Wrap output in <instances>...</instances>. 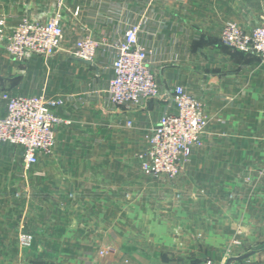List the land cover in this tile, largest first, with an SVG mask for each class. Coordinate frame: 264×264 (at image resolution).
Wrapping results in <instances>:
<instances>
[{
	"label": "crops",
	"instance_id": "crops-1",
	"mask_svg": "<svg viewBox=\"0 0 264 264\" xmlns=\"http://www.w3.org/2000/svg\"><path fill=\"white\" fill-rule=\"evenodd\" d=\"M55 16L63 30L59 52L49 58L32 56L23 63L0 58V116L6 111L3 96L42 95L63 101L55 110L61 122L54 130L53 150L39 155L33 167L37 214L49 217V225L40 222V229L49 238H35L32 250L23 255L15 241H0V263L53 264L51 256L56 261L59 248L82 249L81 256L67 251L70 264H196L207 257L196 243L187 242L184 252L169 255L166 249L175 244L166 238L163 243L155 240L152 233L184 232L189 227L179 220L167 227L154 223V186L167 180L144 176L136 159L146 146L144 137L164 113L173 112L170 91L175 87L195 98L208 119L203 145L193 151L177 181L182 185L193 179L196 189H205L210 216L226 214L233 221L228 222L229 231H264V67L255 56L220 41L225 23L251 33L264 19V0H0L4 35L22 19L45 23ZM134 23L141 26L140 44L151 53L161 97L127 112L113 107L105 91L115 57L109 45L121 40ZM87 36L106 43L93 63L70 55L75 43ZM13 155L21 152L8 146L0 149V169L12 168ZM8 174H1L0 180L7 182ZM225 200L227 206L220 209ZM205 211L200 207L196 214ZM62 215L68 217L66 238H54L53 233L63 231L58 223ZM126 217L133 218L131 223L124 221ZM0 220L4 233L8 218ZM199 220L190 225L191 231L213 234L220 229L218 223L203 225ZM129 232L132 241H125ZM102 248L108 249L107 256L92 253ZM210 257L213 264L229 259ZM247 260L264 264V250Z\"/></svg>",
	"mask_w": 264,
	"mask_h": 264
},
{
	"label": "built area",
	"instance_id": "built-area-1",
	"mask_svg": "<svg viewBox=\"0 0 264 264\" xmlns=\"http://www.w3.org/2000/svg\"><path fill=\"white\" fill-rule=\"evenodd\" d=\"M76 8L75 17L79 14ZM0 26L3 22L0 21ZM1 33V31H0ZM141 26H127L121 40L109 45L115 52L111 64L112 77L106 88L109 103L123 111L143 107L148 101L161 97L155 74L149 61L150 51L139 42ZM63 30L60 17L45 23L22 19L6 39V52L18 62L32 56L49 58L60 51ZM220 41L235 51L255 56L264 67V19L251 33H245L234 23H225ZM106 46L87 36L78 40L70 55L93 63L98 49ZM108 46V45H107ZM173 112L164 113L155 127L144 137L146 146L136 159L141 173L155 181L175 180L190 165L193 151L202 147L208 119L200 103L182 87L170 91ZM6 99V111L0 116V149L8 146L21 152L22 171L28 173L38 164L39 155H49L55 144V127L61 120L55 110L63 105L59 98L44 96H13ZM127 126H131L128 122ZM32 236L20 233L18 246L28 250ZM197 264H213L211 261Z\"/></svg>",
	"mask_w": 264,
	"mask_h": 264
},
{
	"label": "rangeland",
	"instance_id": "rangeland-1",
	"mask_svg": "<svg viewBox=\"0 0 264 264\" xmlns=\"http://www.w3.org/2000/svg\"><path fill=\"white\" fill-rule=\"evenodd\" d=\"M3 26H0V58L2 55L7 56L10 62L12 63H23L14 61L6 52V39L11 35H4L3 34ZM16 27V26H15ZM14 27V28H15ZM13 28V29H14ZM13 31V30H12ZM11 31V33H12ZM3 157L0 156V162H2ZM12 168L10 169H0V175L8 174L10 177L7 182L0 180V219L3 220L8 218L7 222V231L0 232V241L6 240L8 242L15 241L17 252L20 255H23L26 252H29L33 248L34 240L49 238V234L42 231L40 229L43 228L42 223H46V226L49 225V217H41L38 216L37 212L40 210L39 203L35 200V171L34 169L30 170L28 173L24 174L21 168L22 158L19 155H13L10 157ZM182 178V176H180ZM178 177L175 180H165L166 182H157V185L154 186V196H153V203H152V210L154 211V216L152 220L156 224V221L159 222V225L162 224L166 225H173V223H177L179 220L180 222L183 221L189 228L190 225H194L199 223L201 219L203 225H210L213 223L219 224V231L210 233V231H203V232H193L189 228L187 230L179 231L175 229L173 231H164L162 233H152L155 236V240L159 243H163L164 239H169L175 247L166 249V254L173 255V252H184L183 243L187 242L188 244L196 243V246L201 247L203 255L207 257L201 259L200 261L196 262H206L211 261L212 258L210 255H215V258H219L220 261L224 259H228L231 257H236L247 253L249 251H261V246L264 244V231H243L240 232L239 229L237 231H229L228 222L232 223V219L227 218L226 214H220L218 217H211L209 212L212 210L211 200H209V195L206 194L205 189H196L195 181L193 179L190 180L187 184H182L178 182ZM193 178V172H192ZM178 180V181H177ZM205 203V204H204ZM217 203V202H216ZM224 203V204H223ZM228 202L225 200L220 202L219 208L222 209L220 206H227ZM204 208L205 213L197 216V209ZM224 208V207H223ZM218 209L213 206V210ZM178 211H185L186 214L184 216H180L177 212ZM41 217V218H40ZM150 218V217H149ZM133 220L132 217H126L124 221H131ZM138 220V219H137ZM143 220V219H142ZM146 220V218H144ZM236 221V218L233 219ZM1 221V220H0ZM68 217L66 215H62L58 218L59 223V231L63 230L61 233H53L54 238L58 239H65L66 238V227H67ZM40 225V226H39ZM10 229V230H8ZM226 229L228 231H226ZM26 233L32 236V246L28 250H22L18 246L17 237L20 233ZM210 235H213V239L211 240ZM218 238L214 241V236ZM144 236V235H143ZM132 234L126 233L125 234V241H132ZM146 239V237H145ZM172 244V245H173ZM12 245V244H11ZM182 246L179 250V247ZM2 248H0V262H2ZM39 249H37L38 252ZM42 250V249H40ZM264 250V249H263ZM49 252V250H47ZM67 251H75L72 253L77 256L82 255V249H67V248H59V252L57 254V258L55 261V256L52 255L51 258L54 263L57 264H70V255ZM187 252V250H186ZM54 253V252H53ZM92 253L100 257V256H107L109 254L108 249H92ZM71 254V253H70ZM35 254H32V258ZM69 255V256H68ZM187 255H193V253H188ZM190 257V256H189ZM204 257V256H203ZM49 258V257H48ZM248 261V260H247ZM242 264H247L245 262H240ZM1 264V263H0Z\"/></svg>",
	"mask_w": 264,
	"mask_h": 264
},
{
	"label": "water",
	"instance_id": "water-1",
	"mask_svg": "<svg viewBox=\"0 0 264 264\" xmlns=\"http://www.w3.org/2000/svg\"><path fill=\"white\" fill-rule=\"evenodd\" d=\"M87 63V62H86ZM261 250L264 249V244L260 248ZM257 251H249L247 253H244L242 255L231 257L226 261V264H232V263H240L243 261H246L250 257H252Z\"/></svg>",
	"mask_w": 264,
	"mask_h": 264
},
{
	"label": "trees",
	"instance_id": "trees-1",
	"mask_svg": "<svg viewBox=\"0 0 264 264\" xmlns=\"http://www.w3.org/2000/svg\"><path fill=\"white\" fill-rule=\"evenodd\" d=\"M240 264H242V263H240Z\"/></svg>",
	"mask_w": 264,
	"mask_h": 264
}]
</instances>
